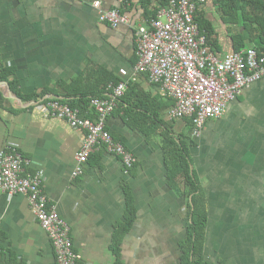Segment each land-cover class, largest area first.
<instances>
[{"label": "crops", "instance_id": "0c3cea01", "mask_svg": "<svg viewBox=\"0 0 264 264\" xmlns=\"http://www.w3.org/2000/svg\"><path fill=\"white\" fill-rule=\"evenodd\" d=\"M109 10L118 0H0V63L14 69L24 95L38 94L85 71L101 68L130 81L136 62L134 29L144 25L137 0H131L130 25L111 28L92 7ZM203 16L216 33L218 57L233 49L231 27L222 24L211 0ZM152 97L168 98L145 76L135 81ZM167 103V102H165ZM169 123L183 132V121ZM106 128L136 158L132 174L105 151L91 155L77 177L75 155L84 132L50 117L41 105L0 107V150L16 148L39 173L49 203L69 227L79 264H115V227L126 211L124 188L135 221L119 247L122 264H179V243L188 224L187 199L167 186L157 134L131 128L115 110ZM191 148L192 168L207 202L208 221L202 257L208 264H264V78L231 102L222 117L206 123ZM0 264H56L54 249L25 196L0 192Z\"/></svg>", "mask_w": 264, "mask_h": 264}, {"label": "built area", "instance_id": "2783aa9c", "mask_svg": "<svg viewBox=\"0 0 264 264\" xmlns=\"http://www.w3.org/2000/svg\"><path fill=\"white\" fill-rule=\"evenodd\" d=\"M205 3L206 0H170L154 19L134 29L136 63L130 81L145 76L156 85L173 102L166 118L191 120L194 140L200 138L208 121L222 117L243 90L264 78V55L258 56L249 48L218 57L207 45L196 23V14ZM92 7L98 11L99 22L111 28L131 23L126 14L120 13L123 0L109 10H101L99 1ZM128 83L110 86V96L90 101L94 120L81 117L77 110L56 99L47 98L45 104H38L50 117L84 132L75 155L73 177L81 175L89 157L101 149L117 157L125 173L136 164L133 153L106 128V119L117 108ZM27 164L28 160L16 148L0 150V192L27 198L36 221L52 244L56 264H79L80 256L73 250L67 223L49 203L40 174L26 171Z\"/></svg>", "mask_w": 264, "mask_h": 264}, {"label": "trees", "instance_id": "16d2710c", "mask_svg": "<svg viewBox=\"0 0 264 264\" xmlns=\"http://www.w3.org/2000/svg\"><path fill=\"white\" fill-rule=\"evenodd\" d=\"M169 1L137 0L140 19L144 24L148 23L155 18L159 9L169 4ZM211 2L222 24L231 27L232 52L237 53L251 48L258 56L264 55V0H211ZM130 4L131 0H123L124 7L119 8L120 13L127 15ZM200 11L196 14L199 33L215 53L218 45L214 26ZM120 82L112 73L101 68H93L69 82H59L38 94L24 95L14 79V69L0 63V83L7 85L10 94L20 99L23 104H45L48 99H56L77 110L81 117L92 120L95 114L90 110V101L107 98L111 94L110 86L114 87ZM9 101L10 99L6 98L3 90L0 89V107ZM165 102L162 98L152 97L138 89L136 82L129 81L127 90L118 100L115 110L122 111L127 124L131 128L140 130L147 137L157 134V127L162 130L165 128V131L158 132V135L164 157L167 186L187 199L188 224L185 237L179 243L181 251L179 264H208L202 257L208 221L207 202L202 186L192 168L190 150L196 145L195 140L191 138L192 122L187 119L182 120L186 129L180 133L171 132L168 129L169 123L164 121V116L173 102L171 99ZM175 122L171 121L173 124ZM113 138L125 146L122 139L114 136ZM101 151L104 150L101 149ZM136 165L137 163L129 171L130 174L134 172ZM124 194L125 217L115 227L111 244V250L117 258L115 264H122L119 261V247L136 217L128 187L124 188Z\"/></svg>", "mask_w": 264, "mask_h": 264}, {"label": "water", "instance_id": "95a60500", "mask_svg": "<svg viewBox=\"0 0 264 264\" xmlns=\"http://www.w3.org/2000/svg\"><path fill=\"white\" fill-rule=\"evenodd\" d=\"M0 89L3 90L4 96L10 100H14L16 101L20 106H23L24 104L22 103V101L14 96H12L10 94L9 88L7 87V85L0 83Z\"/></svg>", "mask_w": 264, "mask_h": 264}]
</instances>
